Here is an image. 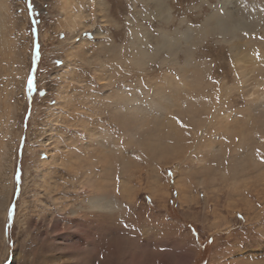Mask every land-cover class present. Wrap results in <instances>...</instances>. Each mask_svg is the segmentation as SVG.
<instances>
[{
    "label": "rangeland",
    "instance_id": "1",
    "mask_svg": "<svg viewBox=\"0 0 264 264\" xmlns=\"http://www.w3.org/2000/svg\"><path fill=\"white\" fill-rule=\"evenodd\" d=\"M164 5L0 0V264H264V0Z\"/></svg>",
    "mask_w": 264,
    "mask_h": 264
},
{
    "label": "bare ground",
    "instance_id": "2",
    "mask_svg": "<svg viewBox=\"0 0 264 264\" xmlns=\"http://www.w3.org/2000/svg\"><path fill=\"white\" fill-rule=\"evenodd\" d=\"M151 1L154 3L156 10H158L159 12H161L162 9L165 7V5H164L165 0H151ZM215 10L208 17L206 22H204L201 26H198L196 28L191 27L192 29L189 28L187 30L181 31L180 33L178 32V33H176V35H172V33L170 34L168 31L167 32L162 31L159 35L155 36V38H154L155 39L154 51L151 53H149L146 50V47L141 42L140 44H138L139 53L143 57H146V58L152 57L153 58L155 55L157 56L161 50H165L167 52V54L171 57L172 55H174L177 52V49L180 46L179 41L184 40L183 43H185L186 47L183 48L182 52H183L184 57H185L186 67L184 66L182 71H186L190 67V65L192 64L191 57H190V51L192 49L194 42H196V40H198V38H200L203 35L208 34V33H214L215 34L217 32L222 34V36L227 37L228 35H232L233 33H235L236 29L244 27L243 19H241V18L238 19L237 17H235V15H233L229 11H225L224 13L219 14V9H217L216 11ZM163 11H165V10H163ZM245 28H246V26H245ZM144 44H146V43H144ZM181 44H182V42H181ZM166 60L167 59L163 58L162 61H166ZM140 61H141V59H139V58L136 59L137 63H139ZM104 206L106 207L107 204L104 203Z\"/></svg>",
    "mask_w": 264,
    "mask_h": 264
},
{
    "label": "snow or ice",
    "instance_id": "3",
    "mask_svg": "<svg viewBox=\"0 0 264 264\" xmlns=\"http://www.w3.org/2000/svg\"><path fill=\"white\" fill-rule=\"evenodd\" d=\"M37 56H39V52L38 51H37ZM33 83H34L33 80H29V82H28L29 92H31L32 89H33Z\"/></svg>",
    "mask_w": 264,
    "mask_h": 264
}]
</instances>
